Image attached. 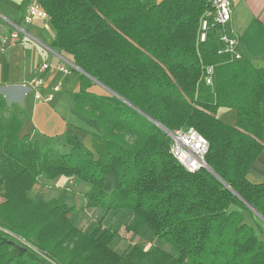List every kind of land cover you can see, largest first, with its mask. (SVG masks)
Listing matches in <instances>:
<instances>
[{
    "label": "trees",
    "instance_id": "trees-1",
    "mask_svg": "<svg viewBox=\"0 0 264 264\" xmlns=\"http://www.w3.org/2000/svg\"><path fill=\"white\" fill-rule=\"evenodd\" d=\"M37 1L54 46L87 73L73 69L83 94L74 108L96 129L92 148L77 135L66 137L67 152L42 146L21 136L23 120L0 94V264H264V241L232 209L247 202L264 216V180L248 179L264 149V67L219 54L213 36L198 54L209 0ZM202 64L215 66V87ZM95 80L128 103L94 93ZM222 107L236 110L234 124ZM154 120L207 138L206 162L225 183L207 168L188 171ZM60 176L89 183L80 206L30 195L40 177ZM94 209L103 214L91 231L73 221ZM118 209L131 211L129 232L169 249L133 242L119 253L115 227L104 226Z\"/></svg>",
    "mask_w": 264,
    "mask_h": 264
},
{
    "label": "crops",
    "instance_id": "crops-1",
    "mask_svg": "<svg viewBox=\"0 0 264 264\" xmlns=\"http://www.w3.org/2000/svg\"><path fill=\"white\" fill-rule=\"evenodd\" d=\"M37 2L0 0V25L6 32L19 29L20 36L26 39L24 44L19 42L0 50V94L8 106L22 118L21 136L30 135L42 146L49 145L67 152L71 146L66 143V137L77 135L85 146L92 148L91 132L95 131L96 127L92 120L82 117L74 108L75 100L83 96L79 91L77 73L73 69L69 73L38 71L43 62L53 64L64 62L72 65L70 56L54 46L56 31L49 18L35 19L32 23L24 21L28 5ZM231 2L233 13L228 27L234 28L238 36V51L256 68H263L264 0ZM36 76L44 81L43 86L38 89L39 93L42 97L54 94L52 101H37L36 89L28 90L22 86L24 81ZM57 86L59 90L55 91ZM218 115L229 124L236 122L235 109L222 107ZM48 133L58 137V141L55 143L54 139L50 140ZM248 179L253 183L264 180V149L249 171ZM67 184L70 185L68 188L65 187ZM89 187V184L78 182L72 177L60 176L56 179L40 177L30 195L33 197L42 195L46 200L66 195L69 204L80 206L84 202V192Z\"/></svg>",
    "mask_w": 264,
    "mask_h": 264
},
{
    "label": "built area",
    "instance_id": "built-area-1",
    "mask_svg": "<svg viewBox=\"0 0 264 264\" xmlns=\"http://www.w3.org/2000/svg\"><path fill=\"white\" fill-rule=\"evenodd\" d=\"M233 7L231 0H209V7L202 14L199 21V28L196 39V49L200 54V46L206 43L213 36L218 43V53L228 55L230 60L242 59V54L238 51L239 39L234 28L228 27L232 19ZM49 18L42 5L32 3L28 5L24 14V21L32 23L35 19ZM26 39L21 37L19 29L6 32L0 25V50L16 44H24ZM73 66L61 62L58 64L43 62L38 71L44 70L62 71L69 73ZM203 82L215 87V66L202 64ZM44 81L40 77H33L24 81L22 86L28 90L36 89L35 98L37 101L49 102L54 98V94L42 97L38 89L42 87ZM59 90V86L55 91ZM171 137L170 151L172 155L190 172H196L202 168H207L205 156L209 150V141L195 128L177 129L170 131Z\"/></svg>",
    "mask_w": 264,
    "mask_h": 264
},
{
    "label": "rangeland",
    "instance_id": "rangeland-1",
    "mask_svg": "<svg viewBox=\"0 0 264 264\" xmlns=\"http://www.w3.org/2000/svg\"><path fill=\"white\" fill-rule=\"evenodd\" d=\"M101 85H95L91 88V90L96 93L100 94L102 96H108L107 90H104ZM99 88H101L99 90ZM103 88V90H102ZM110 95V94H109ZM184 129V128H181ZM48 138L50 140L54 139L55 143L58 141V137H53L52 134H47ZM54 143V144H55ZM74 180H76L74 177H72ZM84 182V181H82ZM86 184H89L87 182H84ZM73 184V183H72ZM75 184V181H74ZM70 185L67 184L65 187L68 188ZM78 186V185H77ZM90 189L85 190L84 194ZM67 200L66 195L64 196ZM1 200V198H0ZM239 209L243 215H244V221L255 228V231L258 236L264 241V216L259 214L257 211H255L252 207H249V209H244L238 206H232V209ZM130 210L128 209H118L114 212H111L107 215L104 226H114L117 232V236L115 237L113 241L114 248L119 252L122 253L126 246L133 242H139L142 245H145L146 247H154V246H161L166 249H169V247L163 243H159L157 239L153 235H148L145 231L144 233L134 234L132 231H128L126 229V225L129 224L131 221V214ZM103 214L101 210H82L78 211L73 216V221L78 224L84 231H91V229L98 223L99 217ZM32 249L38 250L35 245L30 244Z\"/></svg>",
    "mask_w": 264,
    "mask_h": 264
},
{
    "label": "water",
    "instance_id": "water-1",
    "mask_svg": "<svg viewBox=\"0 0 264 264\" xmlns=\"http://www.w3.org/2000/svg\"><path fill=\"white\" fill-rule=\"evenodd\" d=\"M71 65L73 66L74 69H76L77 71L87 74L82 68H80L78 65H76L75 63L71 62ZM95 82H97L99 85H101L103 88H105L106 90H108L109 92H111L112 94H115L116 96H118L121 100L125 101L128 103V101H126L123 97H121L120 95H118L116 92L112 91L110 88L106 87L105 85H103L102 83L98 82L97 80H95ZM153 120V119H152ZM154 122H156L161 128H163L168 134L170 133V130L167 129L166 127H164L162 124L158 123L157 121L154 120ZM207 169L209 171H211L217 178H219L220 180L221 177L207 164ZM223 181V180H222ZM224 182V181H223ZM225 183V182H224ZM234 193L238 194L237 192L234 191ZM239 196V195H238ZM249 207H251L247 202H245ZM253 208V207H252ZM254 209V208H253ZM255 210V209H254ZM256 211V210H255Z\"/></svg>",
    "mask_w": 264,
    "mask_h": 264
}]
</instances>
